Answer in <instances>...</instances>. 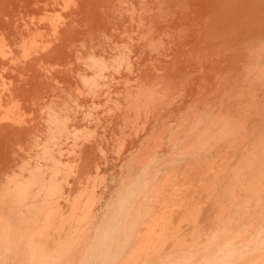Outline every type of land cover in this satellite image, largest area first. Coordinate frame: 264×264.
Returning <instances> with one entry per match:
<instances>
[{
  "label": "bare ground",
  "instance_id": "6f19581e",
  "mask_svg": "<svg viewBox=\"0 0 264 264\" xmlns=\"http://www.w3.org/2000/svg\"><path fill=\"white\" fill-rule=\"evenodd\" d=\"M47 1L51 0H0L1 48H5L6 37L20 46L17 49L25 48L23 43L30 40L28 37L45 27L52 28L53 35L41 47L38 45L40 48H35L37 52L33 54H13L6 62L0 61L8 62L12 68L7 88L0 86V183L4 181L6 186L19 182L32 169L80 171L83 190L79 185L69 215L82 218L84 200L92 196L100 203L90 210L88 216L93 218L94 225L82 229L76 249L59 256L56 247L44 240L42 244H33L34 251L44 255L41 261L53 252L48 264H76L77 257L112 264L115 256L110 248H117L118 241L101 234L108 227L117 231L118 222L111 220L120 212L129 209L140 215L141 207L135 209L136 201L138 205L148 202L144 215L150 219L155 203L160 202L157 206L175 205V214L183 215L182 209L196 197L211 195L212 203H222V213L213 216L208 211L207 218L202 220L208 223L213 217L228 227L221 252L217 249L212 256L214 264H250L254 260V264H264V254L257 258L261 253L260 245L256 246L257 240L264 241V185L255 186L251 175L261 166L258 154L250 157L246 140H234V95L225 88L234 80L233 70L238 66H232L229 58L241 60L242 68L243 63H248V53L234 47L235 41L225 30L228 22L219 19L210 26L206 20L196 28L197 24H192L188 17L199 16V12L195 16L192 11L200 0H69L61 2L63 7L51 9L57 13L58 21L49 20L48 14L36 22H32L33 18L28 20L33 11H48ZM220 1L215 0L214 7L207 8L211 14L218 10ZM208 11L201 17L210 16ZM3 50L0 52L4 55ZM211 51L212 55L215 51L219 55L210 56ZM249 57L259 59L253 53ZM42 62L50 64L49 72L36 70ZM209 75H213L210 83L219 78L216 84L224 89L217 93V128L207 135L208 142L198 152L202 157L206 148L216 149L219 168L204 183L200 178L194 185L193 179H184L188 174L179 173L183 169L177 168L171 169L175 179L170 185L158 181L152 184L151 168L161 167L163 161L167 168L171 166V153L164 151L167 148L163 146L165 133L183 125L190 113V93L195 94V87L206 84L207 91L211 89ZM10 86L25 102L43 96L35 112L28 114L30 119L26 115L22 118L21 111L17 113L22 100L7 92ZM146 153L149 155L140 159ZM39 183L33 175L30 184L41 187L42 182ZM151 185L155 189L152 198L145 197ZM245 193L252 197L242 196ZM171 197L178 202L171 203ZM252 199L257 203L251 206L252 201L248 206ZM108 201L112 206L105 215ZM149 219L145 223L147 235L154 232ZM126 225L121 230L133 233L135 238L140 232L137 223L127 229ZM258 232L259 236L253 239ZM92 234L99 238L96 249L85 243ZM124 243L131 245L127 238ZM82 244L87 249L82 250ZM149 258L143 260L148 262Z\"/></svg>",
  "mask_w": 264,
  "mask_h": 264
},
{
  "label": "rangeland",
  "instance_id": "374dc122",
  "mask_svg": "<svg viewBox=\"0 0 264 264\" xmlns=\"http://www.w3.org/2000/svg\"><path fill=\"white\" fill-rule=\"evenodd\" d=\"M53 1H47L49 2L48 11H33V13L27 16L28 20L33 18L32 22H36L41 16L48 14L47 18L49 20L54 18L55 21H58L57 13L51 9L56 6L63 7V3L61 2L67 3L69 0L54 1L58 5H55ZM200 1V5L199 1L195 3V6H193L195 11H192V14L195 16L199 12L200 17H188L192 21V24H197V28L206 20L210 26L215 25L219 19L226 20L228 25L225 30L235 41L234 47L238 52L248 53V57L245 59L248 63H243V69L239 68L241 60L229 58L232 66L235 64H238V66L233 70L235 71L233 74L234 80L229 85L227 84L225 88L227 92L231 91L230 93L234 95L231 101L232 110L234 111L233 116L235 117V121H237L234 124L236 127H233L234 140L236 143L237 141L246 140L250 157H252V154H258V163L261 167L255 168L251 175H254L253 184L257 186L260 183L258 185L260 187L264 185V0H221L218 10H215L212 14L207 8L214 7L215 0ZM206 11L209 12L210 16L203 15L201 17ZM53 13L55 14L51 15ZM59 20L62 21L61 18ZM51 29L50 27H45L38 30L39 32L36 31L39 33H36L39 36L34 33L31 34L28 37L30 38V40L28 39L30 42L27 40L28 44L23 43L26 44L25 48L21 47L17 49L20 46L16 45V42L11 37L4 38V42L7 45L4 44L5 48L3 46L1 48L2 39L0 51L5 49L3 52L6 56L5 59H2L4 55L0 52L2 55L0 56V61L4 60L3 62H6L13 54L20 57L22 54L29 53L30 55V53L37 52L36 49L40 48L42 43L52 39ZM34 40L36 44L33 42ZM29 46L32 48H29ZM22 48L23 50L27 49L23 51L21 50ZM6 52L10 53L8 57ZM249 53L258 55L259 59L252 60L249 57ZM209 54L211 56L212 51ZM213 55L219 54L215 51ZM7 63L0 64V86H3L2 89L7 88L9 85L7 83L8 76L12 72V68ZM49 65L43 62L39 63L38 67L40 69L37 67L36 70L42 72L48 70L47 72H49ZM5 68L7 71H5ZM236 71L237 74H235ZM209 76H211L210 81H208L211 88L210 92L207 91L209 87L206 84L203 87H195V94L190 93L191 99L189 104L192 102L189 109L190 113L182 121L183 125L165 133L163 146L167 148L164 151L171 153L169 154L171 156L168 161V164L171 166L167 168V162L163 161L161 167L157 169L151 168L150 174L153 177L149 179V182H153L152 184L158 181L159 184L163 182L170 185L171 181L175 179L173 176L174 171L171 169L176 170L177 168L183 169L179 173L188 174L184 179H193L192 183L194 185L199 183L200 178L202 179L201 182L204 183L203 180L212 178L219 168L220 159L216 149L210 150L206 148V151L203 153L204 156H199L201 150L199 147L208 142L207 135L214 132L213 128L214 130L217 128L214 126L216 122L215 115L218 109L217 105L220 100L217 93H222L224 89L217 86L216 82L217 80L219 81V78L216 79V74L213 83H210L212 82L213 75ZM197 82L195 81V83ZM11 89L10 86L7 92L21 98L20 95L17 96V93ZM21 100L20 104H22L16 108L18 110H15L17 113L21 111L24 114H21V117L23 118L26 115V118L44 98L42 96L40 99L32 102H25L22 98ZM19 115H15V117ZM32 118L35 120L36 117L32 115ZM197 123H199V126L195 127ZM211 143H214V140ZM148 155L146 153L140 159H145ZM202 158L206 159L202 160ZM137 169L139 170V168ZM167 169H170L168 173H166ZM31 171L33 172L30 175L26 174L23 180L21 177L19 182L9 183L6 186H3L4 181L0 183V264H48L46 261L50 259L53 252H50L45 257L46 259L41 261L44 255L41 257L40 253L35 252L33 244H42L44 240L45 243L55 246L60 256L63 252H70V249L73 247L76 249V242L80 239L82 229H88L94 225L93 218L88 216V214L92 208L99 206L100 202L95 196L84 200L83 207L80 209L82 218L77 219L73 214L69 215L75 195L79 192V185L82 186L79 178L82 175L80 171L72 172L62 168H56L55 170L40 169L39 172L32 169ZM67 173L69 175L66 176ZM33 175L39 178V184L42 182L41 187H33L30 184V179ZM175 176L178 177L177 174ZM85 184H87V180ZM152 186H150L151 189L145 197L150 198L154 193L155 189ZM202 186L204 187V185ZM81 190H83V186ZM201 192H198V194ZM242 196L252 197L249 193H245ZM143 197L144 194L142 193L139 199L142 200ZM212 201L213 197L211 195L196 197L189 206L187 204L182 209L183 215L175 214L178 209L175 205L169 204L170 206L165 208L163 205L157 206L160 202L155 203V210L153 213L151 212L153 218L151 217L150 219L144 215L147 207L145 203L147 204L148 202H142L141 205H138V201H136L135 209L141 207L140 215L135 212L132 214L133 210H124L117 217L111 218L112 220L110 219L111 221L116 220L118 222V226L114 225L117 231L109 227L102 229L101 235L106 234L105 237L110 240H117L120 245L117 248H110L112 249L110 252L115 256L112 264H214L212 256L217 249L218 252H221L220 248L223 247L222 242L226 239L228 227L225 226V223L213 217L208 223L202 220L203 218H207L208 211L213 216L214 213L215 215H221L222 203L219 201L212 203ZM170 202L176 203L178 199L171 197ZM122 203V200L119 201V205ZM184 203L186 202L184 201ZM250 203L253 206L257 203V200L252 199L247 205L249 206ZM106 204L105 215L110 212V207L112 206L110 201ZM148 219L154 232L150 229L151 232L147 235L145 223L147 222L148 224ZM170 219H172L171 223H169ZM262 221L264 222V218ZM134 223H137L140 230V232L135 234V238H133V233H126L127 231L121 230L122 226L127 224V229L130 225L133 226ZM68 225L69 229L67 230ZM259 234L260 232L255 233L253 239L259 236ZM126 238L131 242V245H125L124 241H126ZM98 239H95L94 234H92L91 238L85 243L96 249L98 248ZM256 242V246L260 245L259 254L261 253L257 258H261L260 256L264 254L261 251L262 247H264V241L257 240ZM83 246L82 250L87 249L85 245ZM146 256L150 257L148 262L143 260ZM76 259V264H98V261L91 262L86 257H77ZM254 261L250 264H254Z\"/></svg>",
  "mask_w": 264,
  "mask_h": 264
}]
</instances>
